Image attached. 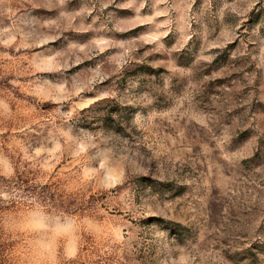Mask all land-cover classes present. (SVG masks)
Here are the masks:
<instances>
[{
  "label": "rangeland",
  "instance_id": "1",
  "mask_svg": "<svg viewBox=\"0 0 264 264\" xmlns=\"http://www.w3.org/2000/svg\"><path fill=\"white\" fill-rule=\"evenodd\" d=\"M0 264H264V0H0Z\"/></svg>",
  "mask_w": 264,
  "mask_h": 264
}]
</instances>
